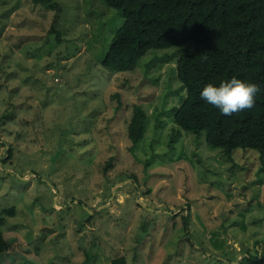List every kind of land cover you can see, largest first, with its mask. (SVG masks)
Returning a JSON list of instances; mask_svg holds the SVG:
<instances>
[{"label": "rangeland", "instance_id": "1", "mask_svg": "<svg viewBox=\"0 0 264 264\" xmlns=\"http://www.w3.org/2000/svg\"><path fill=\"white\" fill-rule=\"evenodd\" d=\"M53 1L0 0V208L15 210L5 215L10 248L0 264L264 258L258 152L227 156L173 120L185 48L149 49L133 70L109 73L100 60L120 10ZM134 105L145 119L131 150Z\"/></svg>", "mask_w": 264, "mask_h": 264}, {"label": "trees", "instance_id": "2", "mask_svg": "<svg viewBox=\"0 0 264 264\" xmlns=\"http://www.w3.org/2000/svg\"><path fill=\"white\" fill-rule=\"evenodd\" d=\"M31 1L56 8L53 0ZM102 1L119 9L124 21L112 35L100 60L101 67L109 73L130 71L149 49L185 48L176 60V76L185 95L179 105L171 108L174 122L180 129L197 136L204 133L207 144L222 149L227 156L236 148L255 149L262 171L264 0ZM60 35L57 30V40ZM233 77L258 85L260 91L251 109L223 115L200 94L209 83L219 86ZM144 119V110L134 105L127 124L131 150L141 137ZM8 153L10 155L11 150ZM14 214L13 206L0 208V256L10 248V241L4 237L2 229L5 215ZM183 217L187 228L186 216ZM87 256L91 258L90 254ZM88 259L83 264H88ZM244 260L250 264H264L263 256L247 254ZM111 264H125V258L117 257Z\"/></svg>", "mask_w": 264, "mask_h": 264}, {"label": "clouds", "instance_id": "3", "mask_svg": "<svg viewBox=\"0 0 264 264\" xmlns=\"http://www.w3.org/2000/svg\"><path fill=\"white\" fill-rule=\"evenodd\" d=\"M259 91L258 85L233 77L219 86L209 83L200 95L209 104L219 108L223 115H232L254 107L255 97Z\"/></svg>", "mask_w": 264, "mask_h": 264}]
</instances>
